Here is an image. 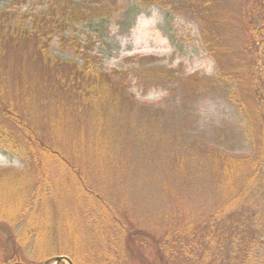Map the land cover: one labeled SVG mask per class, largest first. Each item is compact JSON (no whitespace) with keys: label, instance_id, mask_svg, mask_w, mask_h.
Listing matches in <instances>:
<instances>
[{"label":"rangeland","instance_id":"obj_1","mask_svg":"<svg viewBox=\"0 0 264 264\" xmlns=\"http://www.w3.org/2000/svg\"><path fill=\"white\" fill-rule=\"evenodd\" d=\"M72 2L111 11L69 25L65 36H78L81 49L50 34ZM182 3L173 10L142 0H0V133L7 134L0 169L22 174L0 181V217L19 213L28 197L30 225L40 235L49 230L35 243L39 251L26 243L29 258L66 243L74 264L208 263L212 235L221 238L226 224L209 215L249 173L227 158L252 149L247 121L227 94L241 88L243 100H255L248 83L263 47H241L264 0ZM43 149L67 164L44 160ZM6 224L0 249L13 252ZM187 227L189 242L176 250L191 254L168 258L161 240L170 233L179 242L186 235L174 231Z\"/></svg>","mask_w":264,"mask_h":264},{"label":"trees","instance_id":"obj_2","mask_svg":"<svg viewBox=\"0 0 264 264\" xmlns=\"http://www.w3.org/2000/svg\"><path fill=\"white\" fill-rule=\"evenodd\" d=\"M142 1L147 4L157 3L163 7L172 6L171 9L174 10L178 8L179 3L183 4L182 2L185 3L186 0ZM72 4L73 5L71 6L65 3L63 4L64 6L60 9V11L62 12V18H60V21L56 22L53 25L52 30H50V34L55 33L56 36H61L63 42H65V40L72 41L74 43V46L80 45L78 48L81 49L82 46L81 44H79L78 36H71L69 37V39L66 38L65 32L69 28V25L82 23L87 19H93L94 17H100L101 15L107 16L110 15L111 11L109 12V14L102 12L100 5H87L84 7L80 5V3L78 4L72 2ZM253 7H256V5H254ZM252 14L255 18L253 19V22L248 25V30L250 32L249 37L245 45H243L241 49H243V51L250 50L257 44L258 41H260V44L263 47L260 53L257 52V49H255L254 51L256 52L255 59L257 60V57H259L262 63V70L258 67L257 71H255L251 75L250 82L248 83L253 91L255 100H253V104H249L246 100H243L241 98V95L239 94L241 92V88L238 82L236 84L237 86H239L240 91L238 87H236L238 91H235L231 87H229L230 90L227 94L229 100H231V102L233 103L235 102L238 111L244 116V119H246L247 122L245 126L248 127L246 138L247 141L252 142V149L249 155L228 156L227 158L234 163H244L248 165L249 173L242 180L240 184V186H242L240 187V189L237 190V192L230 200H228V202L226 201L221 210L216 211L213 215H209V217L217 219L220 225L223 226L225 222L226 224L223 227L221 238L219 236L212 235V238L214 237V240L212 241L211 239V242H209L212 243L211 251L213 250L214 245L216 247L214 248L212 253L209 251L207 264H220V262H222L223 260H221V258L224 254L226 255L227 259L225 264H264V253H261L260 255V252L257 251L259 247H264V12L261 13L260 6H257L256 9L252 10ZM24 26H22V28H24ZM33 30L34 24H31L30 26L28 25L25 29H23L22 34H29V31ZM86 45H88L86 50L92 49L94 46V42L91 39L87 42ZM85 58L87 65H89L92 61L91 59L93 58L89 55H87ZM94 74L99 73L96 72ZM233 81L234 79L232 80V82ZM81 86L86 89L88 88L87 85ZM92 95L94 94L92 93ZM88 99L92 101L97 100V98L94 96H89ZM248 104L251 106H249ZM2 112L5 113L6 116H14L13 111L8 106H4ZM3 137L7 138V134L4 135L1 132L0 143L5 144L6 142L4 141ZM48 150H42V153L45 156L44 160L50 161L54 157L55 159L58 158L60 161H63V165L67 164L65 162V159H63L58 153H56L55 151L54 153L50 151L48 152ZM21 175L22 174L15 173L12 170L0 169V181L7 176L14 179H20L22 178ZM23 199V208L19 210V213L16 212V214L7 216L2 215L0 217V222L4 221L7 223L5 229L1 231L3 232L2 236H8V238L10 237L16 249H14L13 252H11L10 250L0 249V264H48L50 260H53L54 257L56 258L60 255H69L71 257L73 256V258L76 259L77 254L74 253L66 243V245L64 244L60 247H55L54 252L50 251L49 253L44 254L39 253V255L32 258H29V256H27L29 254L25 249L27 247L26 243H32L34 250H36V247L38 246L37 251H39V245L37 244L36 246L35 243H38L39 239L43 238L42 235L46 236L49 230L45 228L43 232L44 234L42 233L40 235V232L42 231L39 230V228H36L37 226L33 227L30 225L32 222V215L26 213L28 210H25L26 207L30 206L27 204V202L25 203V201L28 200V197L26 196ZM234 199H237L238 202H236V200ZM34 206L35 208H37V205ZM23 218L27 219L25 221H21ZM18 224H24L23 230L19 232V234H17L16 231L12 229L14 225ZM225 227L228 229H224ZM188 229L189 227L185 228L184 230L178 229L174 231L173 234L176 235V238L179 237V234H182V237L186 235L184 238H182L181 241H179L180 243L176 240H171L170 233L166 234V237L161 240L160 243H163L161 245L165 247L164 253L168 258L171 255H176L178 257L182 252L186 256L191 254L192 250L190 251V248L188 249V251L182 249V252L176 250V248L179 247V244H181L182 248H184L189 242L187 241V239L190 237V235L187 234L192 233L184 232ZM4 231L9 235H7ZM214 233L215 232H213V234ZM136 235H133L134 239L138 238ZM23 244L26 245L24 248L21 247V245ZM168 244L171 245L170 248ZM167 248L169 251L167 250ZM22 249L23 253L20 252ZM253 251L255 253H258V256H256L254 260ZM201 257L204 256L201 254ZM31 259L33 262L31 261ZM42 261L45 262L42 263ZM80 264H84V262H80Z\"/></svg>","mask_w":264,"mask_h":264},{"label":"water","instance_id":"obj_3","mask_svg":"<svg viewBox=\"0 0 264 264\" xmlns=\"http://www.w3.org/2000/svg\"><path fill=\"white\" fill-rule=\"evenodd\" d=\"M54 261H55L54 264H61V263H65L66 264V262L68 264H74L70 257L64 256V255L56 257V259Z\"/></svg>","mask_w":264,"mask_h":264}]
</instances>
